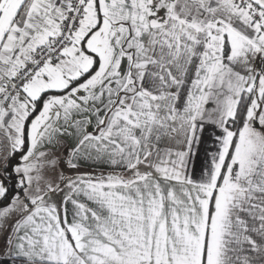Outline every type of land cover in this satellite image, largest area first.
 Wrapping results in <instances>:
<instances>
[{"label": "snow or ice", "instance_id": "1", "mask_svg": "<svg viewBox=\"0 0 264 264\" xmlns=\"http://www.w3.org/2000/svg\"><path fill=\"white\" fill-rule=\"evenodd\" d=\"M0 264H264V0H0Z\"/></svg>", "mask_w": 264, "mask_h": 264}]
</instances>
